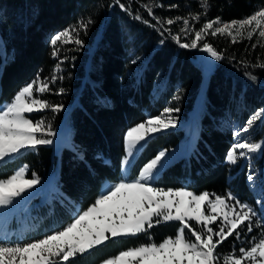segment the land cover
<instances>
[{"label": "trees", "instance_id": "obj_1", "mask_svg": "<svg viewBox=\"0 0 264 264\" xmlns=\"http://www.w3.org/2000/svg\"><path fill=\"white\" fill-rule=\"evenodd\" d=\"M258 7L264 0H0V105L33 81L42 86L35 93L41 109L30 116L40 143L1 160L0 181L25 166L27 179L50 183L48 195L27 203L23 219L33 229L15 240L29 245L60 233L94 206L103 183L122 180L126 133L166 110L183 125L147 137L127 179L166 152L169 162L153 189L231 197L259 214L247 234L224 241L226 249L254 240L260 229L264 235V200L249 189L246 161H227L234 135L220 124L229 115L243 123L264 111V38L241 27L217 30ZM188 29L191 37L199 33L198 48L217 57L198 106L201 69L181 46ZM263 126L253 140L262 148L255 164L264 197ZM61 129L67 142L56 152L49 141ZM180 227L154 216L138 234L107 236L59 264H101L174 238Z\"/></svg>", "mask_w": 264, "mask_h": 264}, {"label": "rangeland", "instance_id": "obj_2", "mask_svg": "<svg viewBox=\"0 0 264 264\" xmlns=\"http://www.w3.org/2000/svg\"><path fill=\"white\" fill-rule=\"evenodd\" d=\"M137 1L147 5L153 0ZM240 27L264 38V7H258L250 17L237 23L217 24L218 31L230 32L231 29ZM184 32L186 33L182 39L186 42L181 46L192 53L194 62L202 73L196 102L198 106L207 76L213 70L217 57L207 46L198 48L199 33L191 37L187 33L189 29ZM59 37L60 35H56L54 40ZM41 91L40 82L33 81L23 87L11 102L0 105V161L11 158L22 148L40 143V127L30 116L41 109V104L35 97V93ZM259 122L264 123L263 110L257 111L243 123L229 115L220 124L223 128L231 129L234 135V145L227 161L234 163L236 158L246 161L249 189L264 200L256 179L260 169L255 164L262 154V148L253 140ZM182 125L178 117L171 114V110H166L162 115L129 130L125 136L121 182L112 185L103 183L101 196L99 194L92 208L78 214L75 221L60 233L29 245H21L14 238L33 229L25 224L23 212L27 213L25 210L29 200L48 195L50 183L40 182L35 176L27 179L25 167L17 169L10 178L1 180L0 264H59L76 253L86 252L102 243L107 236L115 238L138 234L145 225H149L154 216L161 222H180L177 235L160 244L122 252L101 264H264L262 229L254 240H238L241 242L232 250L222 245L237 231L240 232L237 234L239 237L241 233H248L249 226L254 227L259 223V214L250 207L235 203L231 197H211L205 193L196 195L185 189H153V180L169 162L166 152H160L144 166L138 177L127 179L136 153L147 137ZM66 135L67 131L61 129L49 141L56 152L67 142ZM188 222L197 227L190 226ZM18 230L21 235L15 236L14 233ZM5 231L10 233L5 236L2 233Z\"/></svg>", "mask_w": 264, "mask_h": 264}, {"label": "bare ground", "instance_id": "obj_3", "mask_svg": "<svg viewBox=\"0 0 264 264\" xmlns=\"http://www.w3.org/2000/svg\"><path fill=\"white\" fill-rule=\"evenodd\" d=\"M111 185H112V183H111ZM102 187H103V185H102ZM101 191H102V188H101V190H100V196H101ZM3 234H5V236H7L8 235V233H10V232H8V231H5V232H2ZM15 236H19V235H21V231L20 230H18V231H15Z\"/></svg>", "mask_w": 264, "mask_h": 264}, {"label": "crops", "instance_id": "obj_4", "mask_svg": "<svg viewBox=\"0 0 264 264\" xmlns=\"http://www.w3.org/2000/svg\"><path fill=\"white\" fill-rule=\"evenodd\" d=\"M28 228H30V226H28ZM53 235H55V234H53ZM53 235H51V236H53ZM51 236H49V237H47V238H50ZM44 239H46V238H44Z\"/></svg>", "mask_w": 264, "mask_h": 264}]
</instances>
